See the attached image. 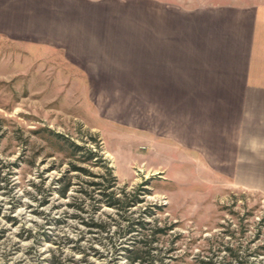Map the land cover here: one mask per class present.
Returning a JSON list of instances; mask_svg holds the SVG:
<instances>
[{
    "label": "rangeland",
    "instance_id": "obj_1",
    "mask_svg": "<svg viewBox=\"0 0 264 264\" xmlns=\"http://www.w3.org/2000/svg\"><path fill=\"white\" fill-rule=\"evenodd\" d=\"M88 3L137 42L147 24L170 32L183 20L187 38L211 12L264 8V0ZM32 36L0 34V264H264V155L225 129L241 110L209 90L205 49L179 60L183 84L165 74L148 84L155 76L144 58H74L58 34L52 44ZM130 50L144 54L140 44Z\"/></svg>",
    "mask_w": 264,
    "mask_h": 264
},
{
    "label": "crops",
    "instance_id": "obj_2",
    "mask_svg": "<svg viewBox=\"0 0 264 264\" xmlns=\"http://www.w3.org/2000/svg\"><path fill=\"white\" fill-rule=\"evenodd\" d=\"M60 2L63 1L0 0V34L15 30L23 33L27 28L33 41L51 44L52 37L58 34L61 38L58 41L65 43L68 49L65 51L74 58L84 56L78 52H87V58L97 60L144 58L146 74L155 76V79L146 78L148 84L158 81L157 75L164 80V74L166 81L183 84L185 66L179 60L199 57L197 53L202 54L203 48L206 51L201 58L207 57L209 90L223 92L224 105L241 110L240 117L230 125L226 123L225 129L234 127L235 139L241 147L255 148L254 153L264 155V8L246 9L234 15L228 11L211 12L202 25L191 22L194 30L187 38L183 20L176 21L170 32L163 24H147L153 29H147L146 39L137 42L133 36H122L119 21L114 18L102 21L104 9L101 5L89 4L88 0H65V6L58 7ZM63 11L65 23L60 25V12ZM4 26L7 29L4 30ZM197 26L204 32L207 30V35L198 34ZM138 44L144 50L143 55H133L134 51L130 50ZM122 49H126L125 55L121 54ZM186 49L192 55L186 57ZM166 60L175 61L176 69H173L174 62ZM194 73L193 89H198L195 85L200 83L195 81L200 78H197V71ZM252 108L260 110L255 112Z\"/></svg>",
    "mask_w": 264,
    "mask_h": 264
},
{
    "label": "trees",
    "instance_id": "obj_3",
    "mask_svg": "<svg viewBox=\"0 0 264 264\" xmlns=\"http://www.w3.org/2000/svg\"><path fill=\"white\" fill-rule=\"evenodd\" d=\"M69 144L73 147V148H78L79 146L78 145H76V144H74L73 142H69ZM94 154V153H93ZM92 155V153H90V156ZM110 168L108 169V173L110 172ZM112 180H115L114 178H113V176H112ZM106 195H109V196H111V198H112V202H109L110 203V205H113L114 207L116 206V207H119V205H118V200H119V198H113V193L112 192H110L109 194H106ZM94 225H96V226H98V227H100L101 226V224H99V223H95ZM141 254H142V256H144V255H147V256H149L150 255V250L147 248H145V250L143 249H141ZM135 256H138V255H135ZM203 263H207V264H211V262H209V261H207V262H205V261H203Z\"/></svg>",
    "mask_w": 264,
    "mask_h": 264
}]
</instances>
